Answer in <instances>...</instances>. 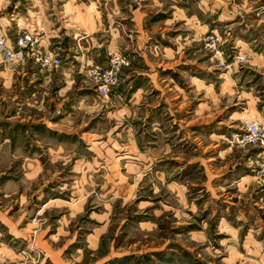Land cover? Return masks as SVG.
I'll return each mask as SVG.
<instances>
[{
	"label": "clouds",
	"instance_id": "1",
	"mask_svg": "<svg viewBox=\"0 0 264 264\" xmlns=\"http://www.w3.org/2000/svg\"><path fill=\"white\" fill-rule=\"evenodd\" d=\"M262 210L264 0H0V264H264Z\"/></svg>",
	"mask_w": 264,
	"mask_h": 264
},
{
	"label": "rangeland",
	"instance_id": "2",
	"mask_svg": "<svg viewBox=\"0 0 264 264\" xmlns=\"http://www.w3.org/2000/svg\"><path fill=\"white\" fill-rule=\"evenodd\" d=\"M192 126L194 127L195 125H192ZM50 189H51V185H49V187L45 189V191H49ZM261 219H264V210H262ZM125 227H127V225H125ZM152 255L153 253L151 251H148V252H145L143 256L140 258L130 255V256H126L123 260L110 261L109 264H129V261H132V260H135L136 264H145V262H147V264H152V261H151ZM155 255L159 257V259L162 261V264H171V258H166L163 255V253H155Z\"/></svg>",
	"mask_w": 264,
	"mask_h": 264
},
{
	"label": "crops",
	"instance_id": "3",
	"mask_svg": "<svg viewBox=\"0 0 264 264\" xmlns=\"http://www.w3.org/2000/svg\"><path fill=\"white\" fill-rule=\"evenodd\" d=\"M65 43H67V41Z\"/></svg>",
	"mask_w": 264,
	"mask_h": 264
}]
</instances>
